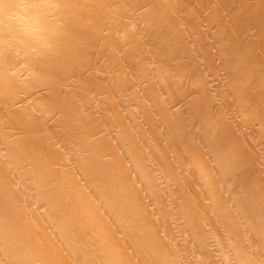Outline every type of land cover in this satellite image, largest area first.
Returning a JSON list of instances; mask_svg holds the SVG:
<instances>
[{
    "label": "rangeland",
    "instance_id": "rangeland-1",
    "mask_svg": "<svg viewBox=\"0 0 264 264\" xmlns=\"http://www.w3.org/2000/svg\"><path fill=\"white\" fill-rule=\"evenodd\" d=\"M0 264H264V0H0Z\"/></svg>",
    "mask_w": 264,
    "mask_h": 264
},
{
    "label": "bare ground",
    "instance_id": "bare-ground-1",
    "mask_svg": "<svg viewBox=\"0 0 264 264\" xmlns=\"http://www.w3.org/2000/svg\"><path fill=\"white\" fill-rule=\"evenodd\" d=\"M78 13H82V12H79V11H77ZM78 15V14H77ZM99 25V24H98Z\"/></svg>",
    "mask_w": 264,
    "mask_h": 264
}]
</instances>
